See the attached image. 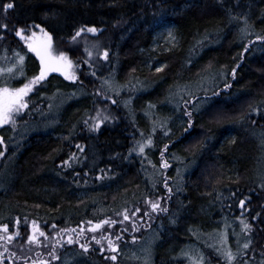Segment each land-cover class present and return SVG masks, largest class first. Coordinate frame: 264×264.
<instances>
[{
	"label": "trees",
	"instance_id": "trees-1",
	"mask_svg": "<svg viewBox=\"0 0 264 264\" xmlns=\"http://www.w3.org/2000/svg\"><path fill=\"white\" fill-rule=\"evenodd\" d=\"M10 3L13 7L5 9ZM242 17L247 18L246 23ZM0 25H7L0 27V56L4 58L12 52L16 65L12 73L0 72V86L21 87L38 74L37 57L15 34L32 25L50 33L53 43L72 41L71 37L79 28L95 26L100 29L99 36L95 37L107 42L99 53L108 51L109 66L116 70L120 65L123 75L118 73L120 78L124 76V81L126 76L135 75L143 77L147 83L141 94H132L135 98L129 112L124 110L122 102L116 101L119 104L116 125H107L93 133H84L88 126L83 125V119L92 109L93 93L84 83L77 87L90 96L67 101L55 119L54 128L46 130L51 134L35 133L23 139L17 156L6 168L5 177L0 181L3 188L0 190V223L13 229L18 219L22 224L17 226L24 229L28 222L25 219L38 213L37 217L52 222L49 225L55 228L61 229L62 224H69L71 228L67 229L81 227L83 237L89 240L94 233L88 231L91 227L88 219L98 218L107 206L127 199L138 202L140 211L129 220L112 218L117 223L111 227L122 230L126 225L132 226L133 221L154 217L157 230L154 234L162 230L164 234L155 244L152 264H190V257L182 256L183 248L188 242H195L192 235L196 231H211L219 226L221 219L236 223L240 232L243 230L241 221H244L256 227L258 234H264V185L260 187L254 181L258 151L256 141L247 132L253 120L264 129V42L256 40V36H264V0H0ZM166 28L175 32L177 43L170 50L156 52L153 50L156 35ZM245 28L247 31L242 32ZM83 37L85 34L77 40ZM17 53L25 57L23 78L18 73L16 77H8L20 67ZM9 60L5 61L10 63ZM160 62L165 63L160 71H144L145 64L155 67ZM2 63L6 62H0L6 67ZM233 69H236L235 76ZM217 70L222 77L212 84L211 73ZM111 71L109 75L115 76ZM203 74L209 81L201 79ZM88 75L95 82H101L105 76L100 72ZM206 82L210 86H205L204 91L183 94L186 85ZM54 83L33 93L32 104L44 101L45 96L58 87L66 90L60 80ZM225 84L228 89L224 92ZM173 88L183 99L218 92L205 98L211 101L206 108L194 113L191 131H187L189 117L185 116L181 105L178 109L173 102L165 103ZM162 106L171 108L166 111L173 122L170 129L156 128L157 125L152 124L157 118L150 116V112L159 111ZM40 119L48 121L47 115ZM77 130L82 133L80 142L84 144L75 154L80 161L71 171L73 174L67 175L57 163L69 156L67 140L73 141L78 136ZM145 132L153 135L156 145L141 140L143 136L149 140ZM164 132L170 137L159 141ZM138 142L148 144L143 153L139 152ZM165 145H169L168 151L164 150ZM91 147L98 154L90 153ZM162 152L164 159L175 166L176 163L193 166V171L184 176L183 193L179 194V190L176 197H171L164 215L145 205V199L166 192L161 179L151 184L148 172L150 164L157 170ZM174 169L169 175L173 176ZM99 175L102 179L97 177ZM100 186L105 189L96 190ZM241 200L245 201L244 216L240 214ZM145 212L151 215L146 216ZM138 215H142V219H138ZM258 234L254 233L255 239ZM41 240L47 244L46 238ZM91 242L94 246L95 242ZM51 244L48 242L44 248L50 251ZM76 247L77 244L71 249L80 255ZM95 250L97 248L92 249L91 256L73 261L68 255L59 257L54 264H62L64 258L70 261L68 264H104V257ZM134 253L138 251L129 252ZM141 257L130 262L141 264L143 254ZM128 258H132L131 255L124 260Z\"/></svg>",
	"mask_w": 264,
	"mask_h": 264
},
{
	"label": "rangeland",
	"instance_id": "rangeland-1",
	"mask_svg": "<svg viewBox=\"0 0 264 264\" xmlns=\"http://www.w3.org/2000/svg\"><path fill=\"white\" fill-rule=\"evenodd\" d=\"M41 27H35L34 25L26 28L25 35H31V33L34 31L37 34V37H42V33L40 32ZM85 37L78 39L76 42H54L53 43V55H59L60 52H65L68 57L73 61V64L78 66L74 67L72 71L75 72L76 76L78 77L77 80H68L66 77L60 73V72H51L48 74L47 79L42 81L40 84L35 85L33 88V92L29 93V96L26 97V100L29 102V108L22 111L19 115L15 117L16 123L13 127L11 124L5 125L0 127V137L3 138V144H0L1 152H4L3 156H0V181L4 179V175L8 169V166L11 164L12 160L17 156L16 152L21 149V143L23 144L25 138L28 136H31L35 133H45V134H51V132H46L47 129H53L55 126V119L58 117V115L61 113V110L63 109L64 105L67 103V101H70L71 99H81L89 97L90 95L85 90H78L77 87L86 84L90 87L91 92L93 93V96H91L90 101L92 102V109L87 113L88 115L85 116L83 119V125L88 126L85 127V132H97L99 129H102L109 125V127H112L116 125L114 122L115 117L117 118V113L119 111L118 103L116 101L118 100L119 103L122 102L123 108L125 111H130V106L132 104L133 98H135L136 95L141 94L144 89H146V80H144L143 77H137V76H126L127 80H123L124 76L121 73V66H117L116 70L114 66H109L108 59L105 60L103 57V53L106 51H102L99 53L100 49H102V46H104L107 42L102 37H95L99 36V33H88L84 32ZM20 41L22 42L23 46L27 47V44L19 37ZM177 43V37L175 35V32L171 28H166L161 30L155 38L153 50L156 52L159 51H167L170 50L172 47H174ZM85 48H87L89 51L92 52V56H88L87 52L85 51ZM29 50V49H28ZM30 51V50H29ZM31 52V51H30ZM108 52V51H107ZM12 52H9L11 54ZM33 53V52H31ZM7 54L4 58L0 56V62L4 61L6 63V67H3L0 65V69H9L12 68L15 65L14 58ZM35 55V53H33ZM9 55V56H8ZM36 56V55H35ZM9 60L10 63H7V60ZM37 57V56H36ZM38 59V70H40V60ZM17 63V62H16ZM18 64V63H17ZM16 66V65H15ZM165 66L164 62H160L155 67L150 66L148 64H145L144 71H157V69H162ZM148 68V69H145ZM113 68V69H112ZM112 70V71H111ZM110 71L115 76L109 75ZM214 71V70H213ZM104 74L101 78V82H95L88 73ZM122 74L121 78L119 76V73ZM218 72V73H217ZM217 72L211 73L213 75L211 78L213 81H211L212 84L219 82L220 78L222 77L220 72L217 70ZM15 74H10L8 77H16L17 70L14 72ZM39 74V72H38ZM37 74V75H38ZM108 77L106 78V76ZM210 75V76H211ZM119 77L121 81L119 80ZM131 76V77H130ZM216 76V77H215ZM56 77L57 79H53ZM208 76H205L204 74L201 76V79L207 78ZM97 78V76H96ZM223 79V78H222ZM61 81L62 84H64V89H61L60 87L56 88V90L53 91V93H50L49 95H46L44 98V101H36V103L32 104L30 97L33 93H35L37 90H45L47 86H49V83ZM209 81V78H207ZM107 82V83H106ZM209 82H206L203 85L196 84H190L186 85V87H183V94H189L194 92H201L204 91L205 86H210L207 84ZM56 84V83H54ZM70 89V90H69ZM227 88H223L222 90L227 91ZM69 90V91H68ZM74 90V92H72ZM77 90V91H76ZM178 90H175L174 88L171 89L170 94L168 96V100L165 102L167 104L175 103L177 105L178 109L179 106L181 107V110L185 114V116L188 118L186 113H191V127H188L187 131H191L194 126V120L195 116L194 113L201 112L206 106L210 104V100L206 101L205 98H211L215 95H217L218 92L214 91L212 93L205 92L200 95H190L187 98H179L178 96ZM135 96H133V95ZM178 95V96H177ZM60 96V97H59ZM58 97V98H57ZM117 98V99H116ZM115 101V103H113ZM117 101V102H118ZM48 106V108H46ZM170 107V106H169ZM168 106H162V108L159 111H152L150 112V116H155L157 118V122L152 123L156 124V128H167L170 129V127L173 125V122L171 121L170 117L166 115V111H171ZM218 108V107H217ZM216 108V109H217ZM224 108V107H222ZM222 109L219 110V112ZM48 111V113H47ZM97 111H100L102 119L104 116L109 117L108 120L104 121L99 129L91 130L89 128V125L94 124L96 120L94 119L97 116ZM222 112V111H221ZM147 114V113H146ZM221 115L223 113H220ZM48 118V121H44L45 119L41 120L43 116H46ZM155 119V118H154ZM85 121L88 123L86 124ZM133 121L135 122V117L133 118ZM242 123V122H241ZM59 123H57L58 125ZM141 124V123H140ZM139 124V125H140ZM138 125V126H139ZM251 127L249 131H247L252 138L256 141V147L258 154L256 156L258 163L256 164V170H255V176L254 181L256 184H258L260 187L264 185V129L257 126L255 124V121L253 120L251 122ZM154 126V125H153ZM58 127V126H57ZM249 128V127H248ZM78 136L75 139H72L73 141H70L68 139V154L69 157L67 158V163L58 162L57 166L58 168H61L63 172H67V175H72L71 171L73 170V167L76 166V163L79 162V159L77 157V160L75 158V161L72 163H69L71 161L72 155H75L77 151L83 146V141L81 139L82 133L77 130ZM142 134H144V131H140ZM168 132V131H167ZM146 133V132H145ZM141 134V133H140ZM146 136L148 138L151 137V141L155 144L153 135L151 133ZM85 137V135L83 136ZM82 137V138H83ZM170 137L169 133H163L159 137V141L162 139ZM77 139V141H75ZM145 141L147 143V138L143 136L141 140ZM140 140V139H139ZM72 142V143H71ZM152 143V144H153ZM144 144V143H143ZM172 144V143H171ZM80 146L79 148L77 146ZM156 145V144H155ZM146 146L148 144H145V150L147 149ZM167 149L169 148V145H167ZM171 147V146H170ZM165 150V147H164ZM168 151V150H165ZM90 153L98 154V151H96L93 147L90 148ZM82 156L84 155L83 152H80ZM9 157V158H8ZM7 160V161H6ZM164 162H167L168 167H163ZM174 163L168 162L167 159H164V156L160 155V164L157 170H153L151 167V164L149 165L150 171V182L152 185L155 183H159L160 179L161 182L167 183V187H164L166 192L162 195L156 196L155 198H147L145 199V205L146 207H150L151 205L147 203V201H153L160 204L161 208L168 209V206L170 204L171 197H176L177 193L181 192L183 193V189H181L183 185L184 176L191 173L193 171V166H186V165H177ZM183 166V167H182ZM157 167V166H155ZM175 167V169H174ZM7 168V169H6ZM72 168V169H71ZM174 169L173 176L169 175L172 173ZM203 171V170H202ZM147 172V173H148ZM99 179H102V176H97ZM164 181V182H163ZM106 187H109V184L106 185ZM264 188V187H263ZM3 189L2 187L0 190ZM105 189V187L102 188L100 186L96 190ZM107 189V188H106ZM171 189V191H169ZM233 193H231L232 195ZM80 196V195H79ZM143 195H141L142 197ZM135 198L136 195H133ZM132 197V198H133ZM140 197V198H141ZM138 198V199H140ZM145 198V197H144ZM115 202V201H114ZM120 203H112L110 206H107V209L105 212L99 215L98 218L95 219H88L92 224L99 223L102 220L106 219H112L116 217H122L125 209L128 210V215L131 216L132 213L137 209L138 202L132 203L127 201V199H120ZM92 205V203H91ZM240 207V214L244 216L245 214V205L243 207ZM228 210L230 207H227ZM119 213V215H118ZM36 215H39L38 213H35ZM165 212L161 211V215H164ZM34 215V214H33ZM29 216L26 227L24 229L19 228L21 221L19 223V226H17L15 220V226H13V229L9 227V234L13 231H16L17 229L20 231L21 235L20 237H16L13 239V242L11 244H7L8 247V253L9 258L8 260H4V264H24L23 260L17 259L16 257H13L11 254L13 252L16 253V256H27L28 257V264H33V261L36 262V264H40V261H49L48 264H54L56 260L52 259V257L49 255L50 252H52L53 248H55V255L59 258H63L68 255V259L70 261L75 260L78 257L87 258L91 256L92 249L97 248L96 253L100 256L104 257V264H134L130 261L138 260L137 257H141V254H143V259L139 260L142 261L141 264H152V259L154 255V248L156 242L159 240L161 235L164 233L163 230L160 232V234H154L157 232V230L154 227V217H148L145 220H142L141 222H135L136 227L138 230H134L132 226H124V228H127V231L122 230H116V227H107L103 226L101 229L97 230L94 235L97 236V239L100 238V236L103 234L105 236L111 237L113 240V243L116 245V251L113 252L107 243V239L102 241L101 245H97L96 243L92 244L91 238L89 241L85 236H80L77 243H74L72 245L67 244L68 236L71 235L74 240L77 239V234L70 233V232H61V234L58 236L56 233L60 232L61 229H67L71 228L69 227V224H62L64 226H61V229L56 227L53 229V225H49L52 222L44 221L40 216ZM142 215H138V219H141ZM244 220V218H243ZM32 221H36L41 230L44 231L47 235L46 240L47 244H41V245H31L27 242L28 236L31 234V224ZM241 219H239V222ZM55 223V222H54ZM88 223V222H87ZM5 223H0V225ZM151 224V226H150ZM221 224V226H220ZM90 225V224H89ZM153 225V226H152ZM218 227H213L211 231L208 232H201L196 231L192 236L195 239L194 241L188 242L186 246L183 248L182 256L183 257H190V264H228L227 260L224 258L223 253H226L228 250H231L234 254L238 252V250H241L242 254L238 255L236 260L234 261V264H264V238L262 232L261 234H258V231L256 227H253L250 232L243 231L241 229V232L239 231V228L236 227V223L232 224V222L227 221L226 219H221L218 222ZM9 226V225H8ZM243 227V224H242ZM254 228V229H253ZM122 231V232H121ZM151 232V233H150ZM258 234V237L255 239L254 233ZM149 233L148 235H145ZM0 234L2 233V229H0ZM140 235H145L144 237H140ZM120 236V239L117 240L116 237ZM159 237V239H158ZM42 237H40L41 240ZM135 238V239H133ZM60 241V244H57L56 241ZM43 241V240H41ZM248 241H251L249 248L247 250H243L242 246L244 243H247ZM48 242L51 244V250H47L44 248V246L48 245ZM95 242V241H93ZM89 244V250L87 252L82 251V249L79 247L80 244ZM6 242L0 241V252L4 250ZM75 244H77V250H80V255H76V251L74 252V249H71L72 247H75ZM20 245H24L23 248L20 247ZM138 245V247H137ZM29 248H31V251H29ZM101 248H103V251H101ZM137 252L133 254H129V252ZM140 251V252H139ZM94 253V252H93ZM246 253V254H243ZM115 255L117 258L116 260H112L111 257ZM132 258H128L124 260V257L130 256ZM142 258V257H141ZM68 261V262H70ZM124 261V262H123ZM39 262V263H38ZM67 260L64 258L62 261V264H68ZM137 262V261H136Z\"/></svg>",
	"mask_w": 264,
	"mask_h": 264
},
{
	"label": "snow or ice",
	"instance_id": "snow-or-ice-1",
	"mask_svg": "<svg viewBox=\"0 0 264 264\" xmlns=\"http://www.w3.org/2000/svg\"><path fill=\"white\" fill-rule=\"evenodd\" d=\"M13 5L7 4L5 6V9H10L12 8ZM242 19L245 20L246 23V17H242ZM0 27H7V25H0ZM35 27H39L38 25H36ZM100 29H97L95 26L92 27H88V26H84L79 28L75 34L71 37L72 42H76L77 38L80 37L84 32H88V33H97L99 32ZM242 32H246L247 29H241ZM26 29H19L16 31V36L20 37L26 44L28 49L35 53V55L39 58L40 60V70H39V74L33 76L31 79L27 80L21 87H8V86H0V127L5 126V125H9L11 124L13 127L15 126L16 120L15 117L17 115H19L22 111H24L25 109L29 108V102L28 100H26V97L29 96V93L33 92V88L35 85L40 84L42 81L45 80V78L48 76L49 73L51 72H60L62 73L66 79L68 80H77L78 77L76 76L75 72L72 71L74 69V67H78L76 65L73 64V61L68 57V55L65 52H60L59 55H53V38L52 35L48 32H46L44 29H40V32L42 33V37H37L36 32H32L31 35H25ZM256 40L260 41V42H264V36H256ZM252 41H249V44H251ZM247 50V48L245 49ZM85 51L87 52L88 56H92V52L89 51L87 48H85ZM18 56L19 59V69H17L18 72V76L20 78L24 77V72H23V63H24V56H20L18 53L16 54ZM108 52L105 51L103 53V57L105 60L108 59ZM14 68L16 67L15 65L13 66ZM161 69H157V71H160ZM7 71L8 73H12L13 72V68H9V69H0V72H4ZM235 72L236 69L232 70V74L233 76H235ZM92 75H95V72L92 73ZM107 83V82H106ZM228 85L225 84V88H227ZM113 103H115V101H113ZM186 115L189 117V127H191V113H186ZM101 113L100 111H97V116L94 118L96 120V122L94 124L89 125V128L91 130H96L99 129L100 125L109 119V117L104 116L102 119L100 118ZM85 123L87 124L88 122L85 121ZM153 131H155V129H153ZM3 138L0 137V144H3ZM148 144H151L152 141L149 138V140L147 141ZM138 146H139V152L143 153L145 151V144L143 143H139L138 142ZM78 148L80 147L79 145L77 146ZM167 145H165V150H167ZM135 149H133L134 151ZM4 152H0V156H3ZM161 155L163 156V152L161 153ZM64 163H67V161H65ZM163 167L167 168L168 164L167 162H164ZM165 187H167V183H165ZM169 191H171V189H169ZM148 204L151 205V210L152 211H162V212H167L168 209L166 208H161L160 204L157 202H153V201H147ZM240 206L243 207L245 205V201L241 200L240 202ZM140 209L137 208L135 209V211L132 213V216H135V214L137 212H139ZM119 215V213H118ZM144 215L146 216H150L151 213L150 212H145ZM259 215V214H258ZM130 216L128 215V210L125 209L124 214H123V220H129ZM142 219V217H141ZM20 221L17 220L16 224L19 225ZM91 227L88 229V231L92 232V233H96L97 230L101 229L103 227V225H115L117 223V221L115 220H111V219H106V220H102L99 223L96 224H92V222H88ZM120 223L122 224L123 221H120ZM241 223L243 224V230L250 232L252 230V225L249 223H246L244 221H241ZM53 229H55V225L52 226ZM132 227L134 230H138V228L136 227L135 221H133ZM0 229H2V233L0 234V241H5L6 244L4 246V251L7 252L8 251V247L7 244H11L13 242V239L16 237H20L21 233L20 231L17 229L16 231H13L12 233L9 234V226L8 224H2L0 225ZM128 229L125 228L124 231H127ZM61 232H72L75 233L76 229H61L60 232H57L56 234L59 236L61 234ZM84 234V229L80 230V233L77 234V239L74 240L73 237L71 235L68 236L67 239V244L72 245L74 243L78 242V239L80 236H82ZM46 233L44 231L41 230L39 224L36 221H32L31 224V234L28 236L27 238V242L31 245H41L43 242L40 240V237H46ZM107 239V243L109 248L115 252L116 249V245L113 243V240L111 239L110 235L109 236H105V235H101L99 239H97L96 235H92L91 236V240L95 241V243L97 245H101L102 241ZM117 240L120 239V236L116 237ZM135 239V238H133ZM57 244H60V241H56ZM251 241H248L247 243H244L242 248L243 250H247L249 248ZM89 244H80L79 247L84 251L87 252L89 250ZM21 248L24 247V245H20ZM29 251H31V248H29ZM101 251H103V248H101ZM242 254L241 250H238L237 253H233L231 252V250H228L226 253H223L224 258L227 260L228 264H234V261L236 260L237 256ZM246 254V253H243ZM13 257H16L17 259L23 260L24 264H28V257L27 256H16V253L13 252L11 254ZM49 255L52 257V259H58V257L55 255V248H53L52 252L49 253ZM11 258V257H9ZM116 256L113 255L111 257L112 260H116ZM0 264H4V259H3V253H0ZM33 264H36L35 261H33ZM40 264H48V261H41Z\"/></svg>",
	"mask_w": 264,
	"mask_h": 264
},
{
	"label": "flooded vegetation",
	"instance_id": "flooded-vegetation-1",
	"mask_svg": "<svg viewBox=\"0 0 264 264\" xmlns=\"http://www.w3.org/2000/svg\"><path fill=\"white\" fill-rule=\"evenodd\" d=\"M38 72H39V70H38ZM68 157H69V156H68ZM68 157H65L64 161L67 160ZM77 157H78L77 155H72V157H71V161H70L69 163L74 162V161H75V158H76V160H77ZM69 158H70V157H69ZM78 159H79V161H80V158H78ZM76 165H77V163H76ZM74 167H76V166H74ZM74 167H73V168H74ZM71 169H72V168H71ZM75 174H76V172H75ZM80 230H81V227H79V229H77L75 233H76V234L80 233ZM70 233H71V232H70ZM75 233H74V234H75ZM0 253H3V259H4V260H5V259H6V260L9 259V253H8V251L5 252V251L3 250V251H1ZM38 263H39V262H38Z\"/></svg>",
	"mask_w": 264,
	"mask_h": 264
},
{
	"label": "bare ground",
	"instance_id": "bare-ground-1",
	"mask_svg": "<svg viewBox=\"0 0 264 264\" xmlns=\"http://www.w3.org/2000/svg\"><path fill=\"white\" fill-rule=\"evenodd\" d=\"M256 123V122H255ZM130 127V126H129ZM129 137V136H128ZM81 223V222H80Z\"/></svg>",
	"mask_w": 264,
	"mask_h": 264
},
{
	"label": "water",
	"instance_id": "water-1",
	"mask_svg": "<svg viewBox=\"0 0 264 264\" xmlns=\"http://www.w3.org/2000/svg\"><path fill=\"white\" fill-rule=\"evenodd\" d=\"M45 79H47V77Z\"/></svg>",
	"mask_w": 264,
	"mask_h": 264
}]
</instances>
